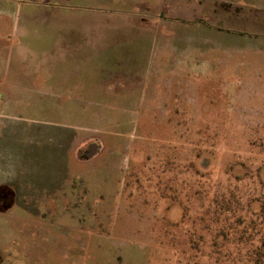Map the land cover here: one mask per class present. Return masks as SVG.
Masks as SVG:
<instances>
[{
    "label": "rangeland",
    "instance_id": "374dc122",
    "mask_svg": "<svg viewBox=\"0 0 264 264\" xmlns=\"http://www.w3.org/2000/svg\"><path fill=\"white\" fill-rule=\"evenodd\" d=\"M18 1L0 0V24L15 25ZM237 1L264 7V0ZM134 31H121L119 39H136ZM247 35L261 48L223 56L225 62L215 57L205 76L194 78L198 88L187 80L180 87L167 74L136 81L133 90L146 81L152 93L137 104L133 126L85 131L69 110L73 126L50 124L54 137L42 150L68 152L64 138H73L68 185L54 205L38 209L39 223L16 222L18 208H11L0 221L8 235L0 245L86 253L39 252L41 264H264V27ZM33 97L69 109L77 98L94 103L85 95ZM109 112H101L105 120ZM35 116L63 114L44 109ZM95 143L101 149L88 159ZM32 226L37 234L29 233Z\"/></svg>",
    "mask_w": 264,
    "mask_h": 264
},
{
    "label": "crops",
    "instance_id": "0c3cea01",
    "mask_svg": "<svg viewBox=\"0 0 264 264\" xmlns=\"http://www.w3.org/2000/svg\"><path fill=\"white\" fill-rule=\"evenodd\" d=\"M139 2L144 8H137L138 0H19L15 25L0 24V221L18 208L16 222L39 223L43 215L38 209L54 205L67 187L65 166L71 161L73 138H64L68 152L48 146L42 150L41 143L54 137L47 133L50 124L75 123L85 131L87 126H133L137 104L152 93V83L146 81L141 90H133L140 78L148 80L153 73L162 80L167 74L177 77L180 87L187 80L198 88L194 78L205 76L215 57L261 48L247 34L264 27L262 3L246 9L237 0ZM2 8L13 14L10 6ZM121 31L137 32V43L119 39ZM34 95L93 96L94 103L77 98L69 109L40 102ZM44 109L63 117L35 116ZM67 110L78 116L76 122L67 118ZM103 110L110 111L106 120ZM115 111L123 114L114 118ZM31 228L29 233H38ZM7 237L0 232L1 241ZM55 249L13 252L1 243L0 264H41L39 252L86 254L82 247Z\"/></svg>",
    "mask_w": 264,
    "mask_h": 264
},
{
    "label": "water",
    "instance_id": "95a60500",
    "mask_svg": "<svg viewBox=\"0 0 264 264\" xmlns=\"http://www.w3.org/2000/svg\"><path fill=\"white\" fill-rule=\"evenodd\" d=\"M89 149H90V152L86 156L88 159H92L99 153L101 146L95 143V144H91Z\"/></svg>",
    "mask_w": 264,
    "mask_h": 264
},
{
    "label": "trees",
    "instance_id": "16d2710c",
    "mask_svg": "<svg viewBox=\"0 0 264 264\" xmlns=\"http://www.w3.org/2000/svg\"><path fill=\"white\" fill-rule=\"evenodd\" d=\"M263 246H264V242H263ZM258 256L260 257V255H258V254H257V257H258ZM257 262H259V263H260V260H259V258L257 259ZM257 262H256V263H257Z\"/></svg>",
    "mask_w": 264,
    "mask_h": 264
}]
</instances>
